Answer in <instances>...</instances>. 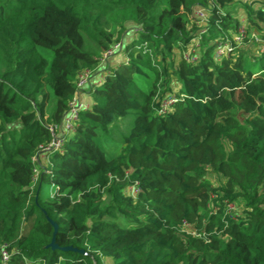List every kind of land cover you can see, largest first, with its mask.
<instances>
[{
    "label": "trees",
    "instance_id": "16d2710c",
    "mask_svg": "<svg viewBox=\"0 0 264 264\" xmlns=\"http://www.w3.org/2000/svg\"><path fill=\"white\" fill-rule=\"evenodd\" d=\"M242 24L264 39V0H0V264H264V52L240 46ZM86 69L90 106L64 131ZM52 127L63 143L44 151Z\"/></svg>",
    "mask_w": 264,
    "mask_h": 264
},
{
    "label": "built area",
    "instance_id": "2783aa9c",
    "mask_svg": "<svg viewBox=\"0 0 264 264\" xmlns=\"http://www.w3.org/2000/svg\"><path fill=\"white\" fill-rule=\"evenodd\" d=\"M195 16L201 22H204L207 19L206 13L202 9H197L195 11ZM245 28L246 27L244 24L240 26L239 36L237 35L235 37L236 40L241 39V36L246 32ZM195 40H196V46H198V41H197L198 39L196 38ZM122 47H123V42L120 41V42L115 43L111 48L107 49L104 52L103 57L101 58V65L105 63L107 60H110L111 58H113L115 54L118 53L119 50H121ZM230 48H231V44L229 41H222V40L218 41L216 45V49H215V55L217 57H222L224 55H227L230 51ZM197 52L198 51L195 48V46L189 47L188 49L183 51L182 56L188 62H196L198 60ZM93 73H94L93 70L86 69L78 75L77 82H76V91L72 97L68 112L64 118V122H63L64 131H71L74 128L79 118L80 110L84 108H88L90 106V102L86 101L85 99L87 95L85 89L88 87V85L92 83V77L94 75ZM102 79H103V75L101 74L99 78L95 81L94 85L101 83ZM176 102H177V97L175 95H169L165 97L161 102L158 113L159 114L167 113ZM51 130L53 131L54 139L48 146H46L45 148H42V150L44 151L50 150L52 148H55V149L60 148L63 143V140L61 139V137L55 134L54 132L55 128L52 127ZM33 174H34L35 181L38 180V177L40 176V171L38 167L34 168ZM233 206L234 205H231V207ZM2 254H3V261L6 262L8 259L7 252L3 251Z\"/></svg>",
    "mask_w": 264,
    "mask_h": 264
},
{
    "label": "rangeland",
    "instance_id": "374dc122",
    "mask_svg": "<svg viewBox=\"0 0 264 264\" xmlns=\"http://www.w3.org/2000/svg\"><path fill=\"white\" fill-rule=\"evenodd\" d=\"M239 17L243 16V11L241 10L240 12H238ZM246 30V28H245ZM250 31H248L247 35L244 33L243 37L240 40V46L241 47H245L246 49H248L249 51H251L252 53L255 54H261L264 52V39L262 38V36L260 34H258L257 32H255V30H253L252 28H249ZM56 32L59 35L62 36H67L69 38H71L75 43H77L79 46H81L83 44V38L82 36L79 34V32L77 31V29L75 28V26L71 25V24H66L64 22H60L57 24L56 26ZM39 50L45 54L49 60H51L53 58V50L43 47V46H39ZM125 54L123 51H119L118 53L115 54V56L112 59L113 63L114 62H119L120 60L124 59ZM112 61H107L105 63H103L102 65H100V69H105L107 68L109 65H111ZM256 71V70H255ZM96 72V71H95ZM95 72L93 74H95ZM100 73H97L96 75H93L92 77V81L94 78H96L97 75H99ZM54 108V102L52 101L48 107V112H51V110ZM133 115H129L126 118H120L118 120V125H119V129L125 132H128L130 130L131 124L133 122ZM60 131L58 130V133ZM121 147V141L117 138H114L112 141H110L109 146L107 147V151L110 155H115L119 149ZM40 164H44L43 162H40ZM39 178V177H38ZM36 183H38L39 181L36 180ZM134 191V189H133ZM55 192V187L52 183L48 182V181H44L42 183V189H41V194L43 198H50L53 196V193ZM106 264H112V262L110 261V259H105Z\"/></svg>",
    "mask_w": 264,
    "mask_h": 264
},
{
    "label": "water",
    "instance_id": "95a60500",
    "mask_svg": "<svg viewBox=\"0 0 264 264\" xmlns=\"http://www.w3.org/2000/svg\"><path fill=\"white\" fill-rule=\"evenodd\" d=\"M51 223L53 224V226H54V234L56 233V231H57V224L55 223V222H53L52 220H51ZM50 246L51 247H53V248H56V247H58V245L55 243V241H54V238L52 239V242L50 243ZM63 249L64 250H70V249H75V248H73L72 246H66V247H63Z\"/></svg>",
    "mask_w": 264,
    "mask_h": 264
},
{
    "label": "crops",
    "instance_id": "0c3cea01",
    "mask_svg": "<svg viewBox=\"0 0 264 264\" xmlns=\"http://www.w3.org/2000/svg\"><path fill=\"white\" fill-rule=\"evenodd\" d=\"M112 63H113V61H112ZM85 99H86V101H89V98H88L87 95H86ZM89 102H90V101H89ZM40 161L43 162V163L45 164V162L47 161L46 156H45V155H41V156H40Z\"/></svg>",
    "mask_w": 264,
    "mask_h": 264
}]
</instances>
